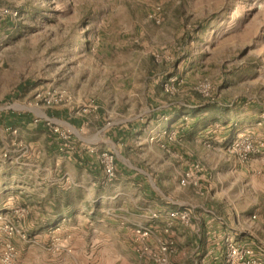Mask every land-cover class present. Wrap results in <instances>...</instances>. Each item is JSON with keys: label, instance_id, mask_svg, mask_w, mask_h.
<instances>
[{"label": "rangeland", "instance_id": "374dc122", "mask_svg": "<svg viewBox=\"0 0 264 264\" xmlns=\"http://www.w3.org/2000/svg\"><path fill=\"white\" fill-rule=\"evenodd\" d=\"M6 10L12 15L2 16ZM46 99L53 101L49 108ZM158 105L177 112L172 123L181 120L172 130L177 136H167L170 168L150 169L165 197L205 208L212 231L233 229L207 241L217 259L189 257L165 232L175 220L168 221L166 236L156 240L175 241L170 264H228V238L264 264V0H0V264L82 262L59 234L46 239L44 230H32L43 214L42 180L26 179L48 166L45 142L53 127L69 134L64 142L71 137L48 112L67 109L92 120L103 107L108 128L123 113L156 126L160 118L146 110ZM191 108L203 110L206 127H194ZM28 114V128L9 121ZM158 134L153 130L150 139ZM192 163L201 167L198 184L182 186ZM122 179L121 187L130 188ZM182 212L193 224L196 214Z\"/></svg>", "mask_w": 264, "mask_h": 264}, {"label": "crops", "instance_id": "0c3cea01", "mask_svg": "<svg viewBox=\"0 0 264 264\" xmlns=\"http://www.w3.org/2000/svg\"><path fill=\"white\" fill-rule=\"evenodd\" d=\"M132 111L135 113V107ZM169 111H173V108L166 105L147 108L146 112L153 119L160 118L156 126H149L144 123L146 120L136 114L127 116L123 113L108 128L103 123V107H99L92 120L73 118L67 109L50 110L46 116L57 120L61 128L70 132L71 137L70 141L64 142L58 134L50 131L51 135L45 142L49 155L48 166L36 170V179H26V183L42 180L38 191L42 199L38 204L43 214L36 220L39 226L32 230H44L46 239L59 234V240L68 244L72 255L82 256L81 264H148L136 256L133 244L134 228H154L152 241L155 242L156 238L166 236L163 228L172 220L173 212L188 210L196 214L193 224L186 226L178 220L173 221L172 238L182 242L181 248L189 257L203 254L208 257L213 254L211 259H217L213 258L217 253L213 251V247L210 248L211 242L207 241L222 240L226 233L233 234V229L225 228V233L216 229L212 231L205 208L194 202L174 201L165 197L160 187L161 181L157 179L159 174L150 170L153 169L151 165L157 166V170H165L171 165L168 156L164 154L165 150H174L167 136L181 120L172 123L171 118L177 112L169 114ZM187 112L194 121V127L198 124L206 127V117L201 114L203 110L191 108ZM29 115L32 120V115ZM29 125L31 121L20 127L28 128ZM153 130L160 133L155 142L152 137L150 139ZM41 131L47 132L46 129ZM64 147L66 151L63 150ZM90 147L95 153L87 149ZM156 147H159L157 151ZM101 149H112L117 155L115 171L118 170L119 176L112 182L106 181L98 164L97 152ZM147 149L151 157L147 154L144 158L141 150ZM194 164L187 166V171ZM117 166L119 169L116 170ZM151 175L155 176L156 185L149 178ZM123 177H126L130 188L121 187ZM72 191L74 198L71 196ZM156 213L159 219L152 220L151 215ZM216 218L211 217V222H216ZM219 249L217 246L214 248ZM178 256L180 254L172 262Z\"/></svg>", "mask_w": 264, "mask_h": 264}, {"label": "built area", "instance_id": "2783aa9c", "mask_svg": "<svg viewBox=\"0 0 264 264\" xmlns=\"http://www.w3.org/2000/svg\"><path fill=\"white\" fill-rule=\"evenodd\" d=\"M16 15V13H14ZM2 16H11L12 13L9 11H3L1 14ZM156 22L159 21L156 14L152 15L151 17ZM57 102V101H55ZM53 104L51 100H45V105L49 108ZM46 124L48 126L51 125V121L49 118H45ZM53 133L58 134L59 138L62 140H68L69 134L61 130L59 127H53ZM171 138L176 137L177 133L172 132L170 133ZM91 153H95L94 149L89 150ZM97 161L101 170L105 175V179L108 182H112L116 178V171H115V155L113 152L104 150L101 152H97ZM201 172V167L199 164H194L191 169H189L184 176L182 177L180 183L182 186L190 185L197 186L198 184V174ZM152 220H158L159 215L152 214ZM171 219L180 221L183 225H190L191 223V216L190 214L182 211H176L171 214ZM173 224L169 222L166 225L165 232L169 235L172 233ZM133 244L135 252L143 259L150 261L153 264H170L169 257L174 252L175 249V241H164L161 239H157L155 242V246L151 245V241L154 235V228L152 227H145L139 226L134 228L133 232ZM226 256H227V263L228 264H236V262H242V264H256L254 263L253 253L250 250L241 251L233 241V238H228L226 244Z\"/></svg>", "mask_w": 264, "mask_h": 264}, {"label": "trees", "instance_id": "16d2710c", "mask_svg": "<svg viewBox=\"0 0 264 264\" xmlns=\"http://www.w3.org/2000/svg\"><path fill=\"white\" fill-rule=\"evenodd\" d=\"M25 88L26 85H20V88ZM30 115L28 114L27 116H23V117H14V116H9V121L14 125V126H20V125H23L25 124H28L30 123L31 119L29 117Z\"/></svg>", "mask_w": 264, "mask_h": 264}]
</instances>
